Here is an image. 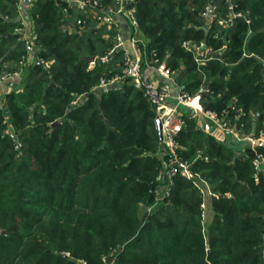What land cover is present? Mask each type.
Here are the masks:
<instances>
[{"label": "trees", "instance_id": "1", "mask_svg": "<svg viewBox=\"0 0 264 264\" xmlns=\"http://www.w3.org/2000/svg\"><path fill=\"white\" fill-rule=\"evenodd\" d=\"M94 1L99 6L86 13L67 0H32L27 9L42 45L36 56L54 64L26 65L0 110V264H264V167L256 171L232 136L219 139L189 119L177 153L218 195L205 225L193 182L167 178L169 158L143 92L128 80L98 89L102 78L122 75L124 53L88 68L87 57L116 45L93 17L116 1ZM210 2L225 27L202 15ZM19 3L0 0V70L9 62L15 71L26 55L15 45ZM135 6L143 58L156 52L191 95L209 87L202 104L257 137L264 130V0ZM184 41L216 54L199 67ZM233 106L244 114L235 117ZM256 151L264 155V145Z\"/></svg>", "mask_w": 264, "mask_h": 264}, {"label": "built area", "instance_id": "2", "mask_svg": "<svg viewBox=\"0 0 264 264\" xmlns=\"http://www.w3.org/2000/svg\"><path fill=\"white\" fill-rule=\"evenodd\" d=\"M78 11L88 12L90 9H95L99 6L97 1L94 0H67ZM115 6L106 9H99V12L93 11V17L96 19L98 26H105L111 35L116 37L115 47L107 52L102 57H95V60L90 63L92 68L97 60L102 64L108 63L111 56L115 52L121 51L124 53V70L121 76H111L108 79L102 78L98 89L108 88L114 84H118L124 79H130L132 85L143 92L152 108L156 113V122H161L163 138L161 143L163 145L164 153L168 155V160L164 165L167 167V178L170 184H173L175 177L180 176L188 181H192L195 188L202 194L201 218L204 221L208 213L209 199L215 195L210 190L209 183L204 180L201 175L194 173L191 170V164L183 162L177 153L179 144L177 142L178 135L185 129L189 119L207 121L212 125L218 134L224 136L230 135L238 141H246L251 144L250 148L255 152L253 157V167L259 171L264 167V155L258 154L256 146L264 144V130L256 137L254 135H242L239 131L232 128L229 122L225 120L223 115H219L213 110L206 109L202 104L203 93H210L208 87H202L199 93L195 95L189 94L177 84V74L171 70L165 60H160L156 52H152L149 59L143 58L141 53V44L143 41L139 36V22L137 19V8L135 0H115ZM233 9V7H231ZM68 12V8L64 9ZM202 15L208 20L209 24L212 21H217L220 26L225 27L228 23L227 20L219 19L217 14V6L215 3L210 2ZM233 15V13H232ZM238 17H243L241 13L236 14ZM118 19L126 24L131 29V37L129 40L130 48H126L121 38L120 22ZM18 25L15 27L14 32L17 36L19 43L23 44L28 49V55L23 56L19 62V66L24 68L26 65L33 62L50 68L53 61H46L43 58H37V49L42 48L40 37L34 30L32 23H30L27 16L19 19ZM247 23H250L247 20ZM77 24L83 26L85 21L79 19ZM110 36V35H108ZM201 46L192 44L191 41H184L182 47L194 57L195 63L201 67L208 61L214 58L216 51L212 47L206 46L202 49ZM144 59V60H143ZM21 69L15 72V76L21 73ZM10 76L8 74L0 75V110L4 103V96L11 91L9 83ZM175 88L177 91H175ZM187 109L188 111H185ZM237 118L243 115L241 108L232 107ZM206 132H213L209 127L204 129ZM20 147L17 144L16 148ZM161 180V176L158 178ZM168 195V192L166 193Z\"/></svg>", "mask_w": 264, "mask_h": 264}, {"label": "rangeland", "instance_id": "3", "mask_svg": "<svg viewBox=\"0 0 264 264\" xmlns=\"http://www.w3.org/2000/svg\"><path fill=\"white\" fill-rule=\"evenodd\" d=\"M218 16H219V14H218ZM96 26H98V23H96L95 24ZM102 28H104L105 26H101ZM101 27H97V28H101ZM105 29L106 30H104L103 29V31H102V35H103V37H107L108 39H114L115 41H116V37L114 36V35H111L110 34V32L107 30V27H105ZM108 35H110V36H108ZM140 36V39L144 42V37L143 36H141V35H139ZM123 39L125 40V37H123ZM42 50V48H38L37 49V51L39 52V51H41ZM105 54H107V53H105ZM104 54V55H105ZM103 55V56H104ZM100 57H102V56H100ZM44 60H46V61H53V64H54V59H46V58H43ZM98 62H100L99 60H97V62H96V64L92 67V68H90V63H89V66H88V68L89 69H93L96 65H97V63ZM101 63V62H100ZM106 64V63H105ZM8 66V65H7ZM19 69H21L22 71H24L23 69L24 68H22L21 66H19V63L18 64H16V69H15V71H10L9 69H6V68H4V69H2V70H0V75H2V74H8L9 76H10V78H9V83H10V85H11V91L10 92H12V89L13 88H15L16 87V85H18L20 82H21V80H22V76H23V74L24 73H20V74H18V76H15V72H17ZM123 70H124V66H123ZM123 70H122V72H123ZM21 71V72H22ZM25 72V71H24ZM126 80H128V82L129 83H131L132 84V81L130 80V79H124L123 81H126ZM19 81V82H18ZM9 92V93H10ZM9 93H7V94H9ZM6 94V95H7ZM5 95V96H6ZM4 96V97H5ZM5 107V104L3 103V106H2V108H4ZM205 107V106H204ZM206 108V107H205ZM207 109V108H206ZM185 110V109H184ZM211 110V109H210ZM215 112V111H214ZM243 114H244V111H243ZM200 123H201V125H202V127H203V129H207L208 127H209V129L211 128L212 130H213V132H215L216 131V129L212 126V125H210V123H208L207 121H204V119L203 120H201L200 121ZM216 134H218L217 132H215ZM260 134V133H259ZM217 137V136H216ZM222 136H220V138H221ZM221 139H223V140H225L226 139V136L225 137H222ZM229 140H230V138H229ZM231 140H236L237 142H239L240 143V146H241V148L244 146V145H247V147H250V144L249 143H247V142H242V141H238L236 138H234L233 136H232V139ZM230 140V141H231ZM179 144V143H178ZM260 145H264V144H260ZM17 146V145H16ZM20 146V145H19ZM179 148L180 149H183L182 148V146H180L179 145ZM165 152V151H164ZM163 152V153H164ZM179 155V157H180V160L181 161H183V162H187V161H185L181 156H180V154H178ZM263 155V154H262ZM188 163V162H187ZM210 190H211V187H210ZM212 191V190H211ZM213 193V192H212ZM163 194V193H162ZM161 194V195H162ZM216 197H218V195L216 194V193H213ZM203 200V199H202ZM209 200H211V199H209ZM209 210H210V202H209V204H208V212H209ZM209 213H207V216H206V219L203 221V223L206 225V223H207V221H209ZM202 219V218H201Z\"/></svg>", "mask_w": 264, "mask_h": 264}, {"label": "crops", "instance_id": "4", "mask_svg": "<svg viewBox=\"0 0 264 264\" xmlns=\"http://www.w3.org/2000/svg\"><path fill=\"white\" fill-rule=\"evenodd\" d=\"M31 2H32V0H20V3H19V12H18V16L16 18L17 19V23H19L18 21H19L20 18H22L23 16H26L27 9L31 6ZM118 20H119L120 26H121L120 32H121L122 41L124 42V45H125L126 48H130L129 40H130V37H131V29L126 24H124L121 21V19H118ZM97 27H101V26H97ZM123 37H125V40L123 39ZM19 44H21V43H19L18 40L15 41V45L16 46H19ZM20 47L23 48V50L26 52V55H28V49L23 44H21ZM7 65H10V63L9 62L5 63L3 65V69L4 68L7 69L8 68ZM25 69L27 70V67L24 68L23 70L26 71ZM24 71H22L21 73H24ZM202 100H203V97H202ZM209 133H212L213 135L217 136L219 139H221L222 137H225L221 133H219V134H216L215 132H209ZM252 134H250V135H252ZM220 136H222V137L220 138ZM250 146H251V144H250Z\"/></svg>", "mask_w": 264, "mask_h": 264}, {"label": "water", "instance_id": "5", "mask_svg": "<svg viewBox=\"0 0 264 264\" xmlns=\"http://www.w3.org/2000/svg\"><path fill=\"white\" fill-rule=\"evenodd\" d=\"M206 48V45H203L202 46V49H205ZM116 53V52H115ZM95 60V57L94 56H91V57H87V61H89V62H92V61H94ZM117 84H114V85H112V86H110V87H108V88H102L101 89V93H107L108 91H110V90H115V89H117ZM209 88V87H208ZM175 91H177V89L175 88ZM207 94V92H204L202 95L203 96H205ZM185 111H188L187 109H185ZM58 124V122H55V123H53L52 124V127H55L56 125ZM156 127H157V130H158V132H159V135H160V138H161V140H162V138H163V135H162V127H161V122L160 121H157L156 122ZM243 149L251 156V157H255V152L253 151V149H251L250 147H247V145H244L243 146ZM218 197H216V196H214L213 198H212V200H215V199H217ZM119 249H120V246H117L116 248H115V250L113 251V255H116L117 254V252L119 251ZM210 258H211V251L210 250H208V260H210ZM112 258H110L109 260H111Z\"/></svg>", "mask_w": 264, "mask_h": 264}]
</instances>
